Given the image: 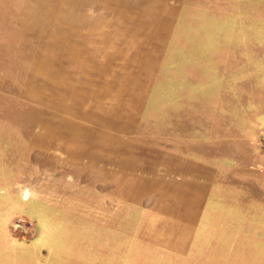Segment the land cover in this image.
Here are the masks:
<instances>
[{"label":"crops","instance_id":"1","mask_svg":"<svg viewBox=\"0 0 264 264\" xmlns=\"http://www.w3.org/2000/svg\"><path fill=\"white\" fill-rule=\"evenodd\" d=\"M232 19L212 58L151 50L101 79L117 103L92 123L23 137L0 168V249L22 244L27 264H264V61Z\"/></svg>","mask_w":264,"mask_h":264},{"label":"rangeland","instance_id":"2","mask_svg":"<svg viewBox=\"0 0 264 264\" xmlns=\"http://www.w3.org/2000/svg\"><path fill=\"white\" fill-rule=\"evenodd\" d=\"M230 1L0 0V168L23 155L21 140L36 139L41 125L92 123L98 110L113 107L101 79L123 76L132 60L148 66L151 50L162 62L182 45L192 57L212 58L213 29L230 24V14L239 34L252 31L255 64L264 61V0ZM244 39L237 36L238 49ZM258 141L264 148V132ZM11 230L20 242L36 235L20 214ZM14 248L0 249V264H27L30 250Z\"/></svg>","mask_w":264,"mask_h":264},{"label":"clouds","instance_id":"3","mask_svg":"<svg viewBox=\"0 0 264 264\" xmlns=\"http://www.w3.org/2000/svg\"><path fill=\"white\" fill-rule=\"evenodd\" d=\"M17 228H19V225H16Z\"/></svg>","mask_w":264,"mask_h":264}]
</instances>
